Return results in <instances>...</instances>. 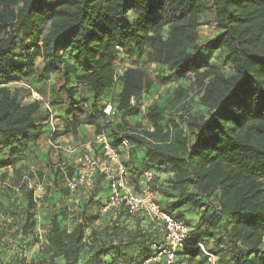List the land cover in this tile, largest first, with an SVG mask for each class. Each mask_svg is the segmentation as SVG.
I'll return each mask as SVG.
<instances>
[{
    "label": "trees",
    "instance_id": "16d2710c",
    "mask_svg": "<svg viewBox=\"0 0 264 264\" xmlns=\"http://www.w3.org/2000/svg\"><path fill=\"white\" fill-rule=\"evenodd\" d=\"M207 10L216 33L201 42ZM120 55L134 65L117 76L114 101L101 105ZM145 59L160 84L192 80L148 106L145 126L130 125L148 92L135 66ZM52 76L60 85L51 98L63 93L72 117L65 135L88 124L122 154L127 143L122 162L133 184L144 171L157 172L150 188L160 211L183 221L215 264H264V0H0V264H144L162 243L161 224L141 212L100 213L108 199L100 173L89 191L79 189L67 201L61 169L71 176L74 164L50 167L45 245L31 260L23 257V247L38 239L37 207L21 181L50 116L40 101L23 103L10 86L29 83L40 94ZM72 82L88 98L76 99ZM191 93L205 111L201 119L190 114ZM108 106L113 115L104 113ZM70 208L75 224L68 231ZM128 223L133 230L123 227ZM178 258L207 264L197 247Z\"/></svg>",
    "mask_w": 264,
    "mask_h": 264
},
{
    "label": "rangeland",
    "instance_id": "374dc122",
    "mask_svg": "<svg viewBox=\"0 0 264 264\" xmlns=\"http://www.w3.org/2000/svg\"><path fill=\"white\" fill-rule=\"evenodd\" d=\"M213 15L210 11H206L202 17L201 21L207 24V26H203L199 29L200 32V40L206 41L214 37L215 29L213 27ZM41 60H36L35 67H41ZM133 64V60L126 58L123 55H120L115 62L114 65V74L113 77L107 80L108 83L111 84V89L105 94L103 97L102 104H110L114 101V98L118 92V84L116 82V78L118 75L122 73L124 69L127 67H131ZM215 65V64H214ZM143 71V80L144 86L148 89L147 94L142 95V105H141V115L136 118L130 119V125H134L135 123H139L141 126H145V121L142 120V112L151 104L153 103H163L165 102L171 95L173 89L177 85H183L186 87L191 82V76H188L185 80L177 81L169 84H160L155 80V68L152 66L147 59L142 61L140 64H136ZM221 71L225 76H230L232 74L231 69L229 67L221 68ZM40 84V83H39ZM72 82L69 87H75L76 91V99H85L88 98V93L86 88L81 84H77ZM60 85V80L55 79V76H52L48 81L46 86L39 85L40 94L35 90L31 89L29 83H15L12 84L10 87L15 89L19 95L22 97L23 103H28L33 100L40 101L41 109L46 110L49 113L50 121L48 125H45L43 130L45 133L34 143L31 153H29L27 166L28 171L26 172L25 176L27 180L35 183V185H43L45 195L40 203L36 205L37 207V239L38 244L34 246H27L25 245L23 248L22 254L24 255V259L26 261L31 260L35 252L39 247H44V237L43 233L48 227V218H47V211L49 210V206L46 204L43 207V201L46 198V195L49 193L50 187H53L51 184L53 175L50 170L51 166H68L74 163L75 158L83 152L84 146L93 139L94 137V126L88 124H82L80 128L77 130L76 135H65L64 128L66 122L72 120V117L66 115L64 107L65 100L64 94L59 93L56 98H51L52 96V89L55 88L57 91V87ZM189 103V111L190 114L196 116L197 118L201 119L205 116L204 109L198 107L197 105V98L194 96L193 93L190 94V98L188 99ZM48 106L49 109L46 108ZM81 118V117H80ZM114 122L119 121L118 118H115ZM51 129H53L51 131ZM20 163H18L19 165ZM64 166V167H65ZM3 172L0 171V176ZM9 177L7 179L10 180V176L12 172L8 171ZM38 173H40L42 178L38 177ZM160 177L162 179L166 178L167 176L161 174ZM12 181V180H10ZM55 184V183H54ZM61 182L57 181V184L54 185V188L58 190L61 187ZM62 203H57V208H59ZM68 214L70 216L67 217L64 226L68 231H70L75 224L72 222V217L74 216L75 209L70 208L68 210ZM101 213V212H100ZM102 222V221H101ZM100 224V223H99ZM98 225V223H95ZM126 230H133L134 227L131 223H128L126 226H123ZM12 231L6 232V237L10 235ZM24 245V244H23ZM199 264V263H198Z\"/></svg>",
    "mask_w": 264,
    "mask_h": 264
},
{
    "label": "built area",
    "instance_id": "2783aa9c",
    "mask_svg": "<svg viewBox=\"0 0 264 264\" xmlns=\"http://www.w3.org/2000/svg\"><path fill=\"white\" fill-rule=\"evenodd\" d=\"M116 50L121 51L119 46H116ZM46 108L49 109L48 106ZM104 113L107 116L113 115L110 106L105 108ZM94 147L98 148L96 152ZM121 148L124 155L120 150L111 147L105 136H94L84 146L83 152L75 158L71 176L63 168L61 169L64 187L70 194L67 201L71 202L72 196L79 189L89 191L94 184L96 174L100 173L108 184V199L106 206L101 210L102 214L107 212L115 214L124 210L128 215L133 216L141 212L162 226L164 231L162 243L144 264H181L178 258L179 253L192 247L200 250L207 264H215L216 258L202 245H194L190 229L183 221L160 211L156 203L158 194L150 188V184L158 176L157 172L144 171L133 184V179L122 162L123 157L128 158L126 152L128 144L123 143ZM7 170L12 171L10 167ZM21 183H25L27 189L32 190L33 202L36 205L42 201L45 195L42 184L35 185L26 177H23ZM13 189L18 192L19 185Z\"/></svg>",
    "mask_w": 264,
    "mask_h": 264
}]
</instances>
